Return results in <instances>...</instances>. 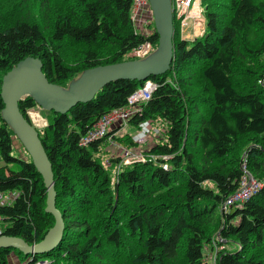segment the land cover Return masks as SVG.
Here are the masks:
<instances>
[{"label":"trees","instance_id":"obj_1","mask_svg":"<svg viewBox=\"0 0 264 264\" xmlns=\"http://www.w3.org/2000/svg\"><path fill=\"white\" fill-rule=\"evenodd\" d=\"M133 2L43 0V15H51L48 32L29 18L0 26V92L3 75L27 56L42 59L51 82L67 85L86 68L131 59L146 42L154 50L155 27L147 35L134 28ZM203 3L206 33L189 41L174 29L171 67L150 76L157 86L129 119L139 124L160 116L168 123L166 138L151 148L154 158L120 164L112 178L97 155L107 136L81 144L102 115L127 104L142 81H113L66 113L41 108L43 133L28 111L36 102L29 96L20 101L52 162L66 228L47 252L0 248V264H8L13 252L19 264H209L205 246L213 245L217 230L238 247L219 250L216 264H264V183L244 203L220 213L216 231L206 226L238 190L243 155L264 182V0ZM189 68L198 69L200 89L185 85ZM3 108L0 94V193H15L0 204L1 229L36 243L55 219L45 210L47 189L28 152L24 148L26 158L14 152L15 134L1 117Z\"/></svg>","mask_w":264,"mask_h":264},{"label":"water","instance_id":"obj_2","mask_svg":"<svg viewBox=\"0 0 264 264\" xmlns=\"http://www.w3.org/2000/svg\"><path fill=\"white\" fill-rule=\"evenodd\" d=\"M150 5L158 45L143 57L86 68L71 78L67 85L51 82L43 70L42 59L35 56L25 57L3 75L0 94L4 108L1 117L13 130L41 174L47 189L45 210L54 216L55 223L37 243H29L20 236L0 233V248H16L25 255L47 252L60 243L66 228L63 213L56 203L52 162L39 130L21 111L20 101L29 96L44 110L66 113L80 103L93 100L102 88L113 81L132 79L144 82L152 75L166 73L174 59L173 2L150 0Z\"/></svg>","mask_w":264,"mask_h":264},{"label":"rangeland","instance_id":"obj_3","mask_svg":"<svg viewBox=\"0 0 264 264\" xmlns=\"http://www.w3.org/2000/svg\"><path fill=\"white\" fill-rule=\"evenodd\" d=\"M42 2L43 0H40V2L38 3H32L30 0H0V26L12 23L16 18H29L41 23L45 31L48 32L51 25V15L47 10L43 15L41 9H43L46 4H43ZM199 2L203 10H205L203 0H199ZM226 12L227 9H222V12L220 11V15L222 16V18H225ZM222 14H224V16ZM175 19L177 21H175ZM175 19L174 29L176 31V34L178 33L179 38L193 41L206 33L207 25L206 15L204 13L202 18H199L197 21L191 20L181 22L177 18ZM133 26L135 29L141 30V32L147 35L154 29V19L149 22L144 21L140 18H137V20L133 19ZM68 51L70 53L74 51V48L69 47ZM195 72H198V69H196L195 71V69L189 68L183 75L186 80L185 85H188V88L190 89L194 88V90L200 89V86L202 84L201 79H199V77H195ZM31 110L32 109H29L28 111L30 112ZM35 110L39 114L37 118L33 119V115H29L31 119H33L34 124L40 129L41 133H43V126L46 123V118L44 117L46 116L39 106ZM167 130L168 123L164 121L160 116L149 118L139 124H131L128 119L127 122L123 124L120 130L117 132L116 138H107V141L103 145V148L97 155L103 162V164H105V166L108 168L111 177L116 178L120 164H126V160H131V162H129L130 164L136 159L154 158V154L150 152L151 148L154 147L157 142L162 141L166 138ZM22 146L23 145L19 141L17 136L14 135L13 147L15 154H17L19 157L26 158L27 154L24 147ZM115 157L120 158V163H117L116 160H114ZM243 159V162L246 161V170L248 171L249 176L258 178L248 168L246 155H243ZM216 163L220 164L219 162ZM2 164L3 160L0 157V165ZM211 165H215V162H212ZM253 178L251 183L254 181ZM8 196L9 194H5L6 198H9ZM225 207H228V205H225L224 203L223 205H221V209H218V211L214 213L212 218L209 219L210 222L206 223V226L209 230L216 231L218 223L220 222V213L226 210ZM2 225L3 224L0 222V227H2ZM214 236L215 237L213 245L205 246V257L207 258L209 264H216L217 252L219 250H235L238 247L236 243H232L231 241H227L224 237H221L219 230L215 232ZM8 260V264L20 263L17 261L18 256L15 252L9 255Z\"/></svg>","mask_w":264,"mask_h":264},{"label":"built area","instance_id":"obj_4","mask_svg":"<svg viewBox=\"0 0 264 264\" xmlns=\"http://www.w3.org/2000/svg\"><path fill=\"white\" fill-rule=\"evenodd\" d=\"M172 2L174 15L181 22L191 20L197 21L203 16L204 11L200 5L199 0H172ZM131 15L132 21L133 19L137 20V18H140L147 22L153 20L154 16L150 5V0H134ZM138 31L141 32V30ZM152 50V44L146 42L144 45L133 50L130 53V56L132 58H140L147 55ZM156 86V83L152 79L146 80L143 85L136 88L134 92L128 97L126 105L119 108H114L102 115L94 124L93 128L90 129L87 134L81 138V144L86 145L91 141L103 138L105 136H107L108 139L112 138L113 135H109V133L116 130L117 128V131H115L116 134L128 119H130L133 115H135V113L140 111L142 105L150 99ZM165 157L167 158V156ZM144 159L145 158L136 160ZM129 162H131V160H126L125 163L129 164ZM246 166L247 164L245 161L243 164L244 175L241 179L240 186L238 190L233 193L225 202V205H228V207L233 204L241 205L246 200H248L253 193H255L260 187L263 186V180L249 176L248 171L246 170ZM164 167L167 168L168 165L165 164ZM252 178L254 179V181L251 183ZM8 197L9 198H6L5 194L0 193V204L10 202L15 197V193L11 192ZM0 233H2L1 227Z\"/></svg>","mask_w":264,"mask_h":264},{"label":"crops","instance_id":"obj_5","mask_svg":"<svg viewBox=\"0 0 264 264\" xmlns=\"http://www.w3.org/2000/svg\"><path fill=\"white\" fill-rule=\"evenodd\" d=\"M36 108H34V109H32L30 112H29V114L31 115H33V119L34 118H37L38 116H39V114L37 113V111L35 110ZM36 111V112H35ZM40 113V112H39ZM32 119V120H33Z\"/></svg>","mask_w":264,"mask_h":264},{"label":"bare ground","instance_id":"obj_6","mask_svg":"<svg viewBox=\"0 0 264 264\" xmlns=\"http://www.w3.org/2000/svg\"><path fill=\"white\" fill-rule=\"evenodd\" d=\"M94 155V154H93Z\"/></svg>","mask_w":264,"mask_h":264}]
</instances>
